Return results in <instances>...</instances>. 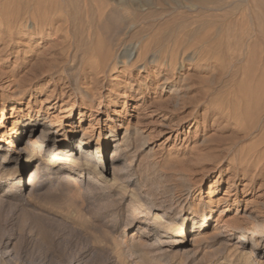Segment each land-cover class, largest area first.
Wrapping results in <instances>:
<instances>
[{
	"label": "rangeland",
	"instance_id": "obj_1",
	"mask_svg": "<svg viewBox=\"0 0 264 264\" xmlns=\"http://www.w3.org/2000/svg\"><path fill=\"white\" fill-rule=\"evenodd\" d=\"M28 1L6 0L5 4L15 6L17 9L24 7L26 9L21 11L28 12L34 10L40 3L49 0H38L33 5L31 0ZM62 1L64 0H60V2ZM96 1L101 7L105 5L102 7L105 12L103 19H105H102L103 22L101 21V27L103 26L104 30L102 28L101 30L104 34L106 33V37L112 38L114 34L124 32L126 19L119 13L121 11L118 0ZM23 3L26 4L23 5ZM263 9L261 37L264 36ZM148 10L145 11L146 13L134 11V16L139 15V12L144 16L147 15L143 20L141 19L142 21L148 19L142 26L155 25L158 32L165 29V25H167L165 22L169 23L170 19L172 21V18H175V15L183 9L176 10L179 11L177 13L172 9L168 12L165 11L167 16L164 12L158 11L159 9ZM142 14L137 17H143ZM158 14L161 19L157 17ZM173 15L174 17H172ZM140 27L136 30H139ZM155 29L153 32H156ZM53 38L54 36H49L45 41L28 36L17 38V41L8 47L9 51H0V66H4L2 73L23 71L21 70L23 63L32 62L38 57L45 61H52L54 57H57L54 55L60 53V48L55 45ZM262 38L264 40V37ZM236 40L231 39L230 45L224 46L228 50L220 58V63L223 62L224 65H222V69L221 65L217 68L215 62L208 64L200 62L193 65L186 62V66L176 72L172 83L185 91L182 94L183 98L177 99L170 92L169 85L164 89L155 88V79L146 77L147 73L144 72L138 74L139 69H134L133 77L128 79L129 83L133 84V90L130 91L126 90L124 77L119 75L118 70L111 71L105 79L100 78L104 85V93L108 94L114 87L112 97L104 96L100 108V110L107 109L112 120L104 118L100 123L97 120L93 122L96 129L93 144L95 146L100 131L102 135L106 132L104 128L106 124L112 127L116 136L114 140L110 138L111 143L104 149L106 151L105 159L107 156L111 157L116 139L121 140L123 136L127 138V143L131 144L129 153L134 166L132 175L114 174V177L113 166L115 163L116 165L127 164L126 158L122 156V160L115 163L108 159V168L106 167L103 178H98L94 174V177L89 176L87 165L82 164L77 168L78 173L73 182L63 181V179L55 180L44 187H30L26 194L19 198L5 196L4 200H0V264H67L69 262L71 264H248L249 262L264 264V245L253 246L251 242L246 248L247 251L251 250V256L236 254L232 259L228 254L227 247H237L239 235L232 236V239L229 240L227 236H222L228 235L229 229H224L223 234L216 233L214 219L218 215L217 208L210 218L206 233L198 235L201 237L194 241H191L194 233H188L186 243L182 247L165 244L171 241V235L159 236L150 232L147 236H142L139 239L137 234H133L139 226L148 227L149 224H153L156 213L166 209L168 205H172V209H175L172 214H182L186 219L190 216L191 208L195 205L200 206L205 198L206 200L213 199L214 205H229L227 215L237 212L245 219L259 215L260 209H264V185H261L264 178L257 177L254 172L245 175L238 173L235 176L233 171L227 170L235 151L237 152L242 147L247 148L257 141L255 132H252V135L243 132L249 125V120L246 121L243 118L240 122L235 120L233 105L225 103L229 100L228 91L237 82L232 79L231 73L245 66L244 62L238 60L240 59L238 54L242 40L239 39V42ZM262 49L264 50V46L257 49L251 48L248 61L251 71L258 68L260 56L263 54ZM220 71H224L222 76L218 73ZM2 73H0V110L3 94L10 90L5 74ZM166 73H161L159 78L163 80ZM64 74L75 81L78 69L67 66L64 69ZM47 80L50 78L48 77L44 81ZM55 80L48 82L49 84L46 86L51 85ZM143 81L146 84H142ZM58 87H64L63 83H58ZM124 91L128 94H124ZM124 95H127L126 100ZM41 97L45 99L46 96ZM180 99L183 104L176 105L175 103L178 101L181 102ZM97 101H93L92 104L96 105ZM108 101L111 102L109 107H106ZM11 103H6L5 114L7 116L11 114ZM44 103L41 107L33 105V108L35 110L42 108L41 110H43L48 106L46 101ZM135 105H137L136 108H134ZM15 106L19 107V113L26 111L27 99L22 104H15ZM20 108L21 110H19ZM218 108L224 109V112L228 111L224 114L226 117L219 116L221 114L218 113ZM226 108L227 111H225ZM51 111L54 112L55 109ZM78 118L77 110L70 122L72 126H66L68 118L63 120L62 125L65 129L75 128L79 133L76 142L72 143V147L64 148L66 151L72 149L71 152L74 155L76 153V158L80 157V152L73 150V147L74 149L77 147V139L83 135V128H87L89 125V121L85 120L82 125L77 126L80 122ZM8 119L10 121H7L6 124L11 125L12 118ZM249 119L251 120V117ZM25 144H27V140L21 146L23 147ZM229 148H232L233 153L228 154L225 151ZM196 153L201 154V157L197 158ZM21 158L23 160V156ZM194 159L199 161L195 162ZM18 162L16 159L10 161L7 168L11 172L21 170L22 165ZM40 163V161H35L25 170L23 176L30 175V171L39 165L40 176L42 179L45 177L47 179L50 176L48 173L50 165L48 162ZM59 165L57 164L55 167ZM181 168L183 170L179 174ZM62 172V169L57 171L59 174ZM219 174L222 175L220 185L216 189L212 188L213 179ZM0 175L2 178L3 175ZM202 179L205 183L197 189L198 183ZM27 181H29V177ZM179 189L184 191L178 193ZM201 189L204 195L202 200H199ZM189 190L192 192L188 193ZM211 190L212 192H210ZM226 190H231L232 193L238 192L240 195L238 205L233 204V198H227ZM1 192H3L2 189H0V197H3ZM160 194V201L153 199ZM247 198H253L257 202L249 203L252 206L248 205V207L245 205ZM155 204L158 206L154 207ZM246 207L247 209H245ZM205 208L206 205L203 209ZM168 218L169 220L173 219V215ZM145 222L149 224H143ZM171 231H177V228H172Z\"/></svg>",
	"mask_w": 264,
	"mask_h": 264
},
{
	"label": "bare ground",
	"instance_id": "obj_2",
	"mask_svg": "<svg viewBox=\"0 0 264 264\" xmlns=\"http://www.w3.org/2000/svg\"><path fill=\"white\" fill-rule=\"evenodd\" d=\"M31 1L33 5L38 0ZM64 1L49 0L42 4L38 2L41 6L37 4L38 6L34 10L22 12L21 10L26 8L21 6L22 9H17L15 6L6 5V0H0V45H2L0 51H9L10 48L8 47L12 46L21 36L37 37L40 41H45L49 36H54L55 45L60 48L59 55H54L57 57L51 59L52 61H45V59L38 57L32 62L23 63L21 70L24 72L11 71V73L6 74L2 73L4 66H0V73L5 74L10 87V90L3 94L0 110V174L3 175L0 178V189L3 190L1 192L3 197H0V200H4L5 196L19 198L21 195H25L30 187H44L55 180L63 179V181L73 182L78 173L77 168L82 164L87 165V170L90 172L89 176L94 177V174L98 178H103V173L106 171V167L108 168V159L115 163L122 160V156L126 158L127 164L116 165L115 163L113 175H132L134 166L129 153L131 144L127 143V138L123 136L121 140L116 139L111 157L108 158L107 156L105 159L106 151L104 149L111 143L110 138L114 140L116 136L112 127L106 124L104 127L106 132L102 135L100 131L95 146L93 144L96 131L93 122L97 120L100 123L104 118L111 119L108 110H100V108L104 96L112 97L114 87L108 94L104 93V85H102L100 78L105 79L111 71L118 70L119 75L124 77L126 90L130 91L133 90V84L129 83L128 79L133 77L134 69H139L138 74L144 72L147 73L146 77L155 79V88L164 89L165 86L169 85L171 87L170 92L177 99L183 98L184 95L182 96V94L185 91L172 83L176 72L182 70L186 66V62L190 65L200 62L206 64L215 62L216 67L221 65L222 69L223 62L220 63V58L228 50L224 46H229L231 39H237L238 42L239 39L242 40L238 54L240 59L238 60L244 62L245 66L231 73L232 79L237 80V82L228 91L229 100L225 103L230 106L233 105L235 120L239 122L243 119L249 120V125L243 132L250 135L255 132L257 141L247 148L242 147L237 152L235 151L236 148L233 149L236 153L234 152V156L229 158L230 166L227 167V170L233 171L235 176L238 173L245 175L254 172L257 177L264 178V50L262 49L263 54L260 56V63L256 70L251 71L248 64L251 48L257 49L264 46V40H262L264 36H260L264 0H118L121 11L119 13L126 19V25H124L126 29L124 27V32L114 34L112 38H107L106 33L104 34L101 30L103 27H101V21L105 16L102 7L105 5L101 7L96 0ZM25 4L23 3V5ZM153 8L159 9L158 11H162L164 14L165 11L168 12L171 9L174 11L183 10L176 11L179 13L175 15V18H172L173 15L172 21L170 19L168 20L169 23L165 22L167 24L165 29L157 32L155 25L142 26L148 21V19L142 21L147 15L144 16L139 12L137 16L142 14L143 17L134 16V11L146 13V10ZM157 17L159 18L160 14ZM155 19L157 18L155 17ZM150 21L152 22V19ZM139 26H141L140 29L136 30ZM154 29L156 32H153ZM225 48L227 49L225 50ZM67 66L77 67L78 76L75 81L64 74V69ZM163 72L167 73L162 80L159 75ZM218 73L222 76L224 71ZM48 77L50 80L44 81ZM146 77L144 78L146 79ZM182 78L185 79V77ZM54 79H56L55 82L46 86L49 84L48 82ZM56 81L63 83L64 87H58ZM142 84H146V82ZM124 94L128 93L125 92ZM43 95L46 96L45 99H42L41 96ZM126 96L124 95L125 100ZM25 99H27L26 111L19 113V107H16L15 104L20 105ZM95 100H98V103L93 105ZM45 101L48 105L47 108H43V110H41L42 108L36 110L33 108V105L43 106ZM8 102H12L9 116L5 114L6 103ZM110 102L108 101L106 107H109ZM181 103L182 100L175 104ZM136 107L137 105L134 106V108ZM52 109L55 111H51ZM77 110L80 121L77 126L82 125L85 120L89 121V125L87 128H83V135L77 139V147L75 149L73 147V150L80 152V157L76 158V153L74 155L71 152L72 149L66 151L64 148H71L79 133L75 128L72 130L65 129L62 125L63 120L68 118L66 126H72L70 122ZM223 110L218 108V113L221 115L218 113L217 115L226 117L224 114L228 112L227 108L225 110L227 112ZM8 118H12L11 125L6 124L7 121H10ZM233 122L235 121L233 120ZM26 140L27 144L22 147L21 145ZM225 151L228 154L233 153L232 148ZM196 157L200 158L201 154L196 153ZM15 159L20 162L22 169L11 172L7 168V164ZM35 161H40V164L48 162L50 176L47 179H45L46 177L42 179L40 176L39 165L30 171V175L23 176L25 170L32 166ZM194 161L199 160L194 159ZM57 164L60 165L55 167ZM60 169L63 172L59 174L57 171ZM182 170L183 168L179 169V174ZM28 177L29 181H27ZM221 178L222 175L219 174L213 179L212 188L216 189L220 185ZM204 183L202 179L198 183L197 189L201 188ZM261 185H264V179ZM197 189L195 188V190ZM178 191V193H182L184 190L179 189ZM190 192L192 190L188 191V193ZM225 194L228 195V199L233 198L234 205L239 204L240 195L237 191L232 193L231 190H226ZM203 195L204 192L201 189L199 200H202ZM159 198H161V194L153 199L158 200ZM254 200L253 198L245 199V205L252 206L249 203L257 202ZM205 205L206 208L203 209ZM228 206L214 205L213 199L206 200L205 198L200 206L195 205L191 208L190 216L186 219L182 214H172L175 209H172V205H168L166 209L156 213L153 224L145 222L143 224H149L148 227L139 226L133 234H137L139 239L142 236H147L150 232L159 236L171 235V241L165 244L182 247L186 243L188 233H194L191 241L201 237L198 235L206 233L210 218L217 208L218 215L214 219L216 233L223 234L224 229H229L228 235H222L227 236L229 240L232 239V236L239 235L238 244H236L238 248L227 247L228 254L231 255L232 259L236 254L249 256L251 250L249 252L246 248L250 242L253 243V246L264 245V209H260L261 215L245 219L243 215H238L237 212L227 215ZM172 215L173 219L169 220L168 217ZM180 221L181 223H179ZM172 228H177V231H171ZM248 264H254V262Z\"/></svg>",
	"mask_w": 264,
	"mask_h": 264
}]
</instances>
